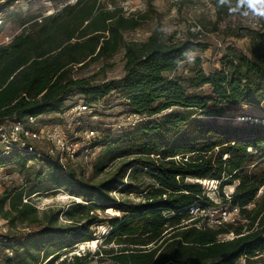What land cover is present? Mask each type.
Wrapping results in <instances>:
<instances>
[{
    "label": "trees",
    "instance_id": "trees-1",
    "mask_svg": "<svg viewBox=\"0 0 264 264\" xmlns=\"http://www.w3.org/2000/svg\"><path fill=\"white\" fill-rule=\"evenodd\" d=\"M213 3L216 29L233 5ZM156 14L151 3L145 12L125 14L115 0H75L50 14L24 18L20 32L0 45V124L54 111L73 90L93 102L119 88L128 111L142 117L170 110L117 135L101 131L93 143L102 148L93 175L114 166L98 181L51 161L27 164L34 156L21 152L0 157V166L13 159L22 168H44L29 185L0 195V215L11 223L37 221L36 207L24 196L64 189L82 199L45 210L32 235H7L3 246L12 255L4 254L2 264H52L60 250L93 241L101 224L109 229L92 254H74L57 264H85L92 256L111 264H237L240 256L247 264H264V22L257 29L234 26L227 32L248 36L245 52L228 47L210 73L194 58L182 75L177 70L189 53L206 48L197 32L164 34L157 27L145 40L124 39L125 31ZM121 48L124 73L118 82L92 84L74 76L77 67ZM146 176L151 183L145 184ZM201 180L218 182L220 203L238 206V218L217 225L193 218L192 206L218 204ZM226 185H234L229 198L222 192ZM113 192L141 199L133 202ZM108 209L117 213L105 214Z\"/></svg>",
    "mask_w": 264,
    "mask_h": 264
},
{
    "label": "rangeland",
    "instance_id": "rangeland-1",
    "mask_svg": "<svg viewBox=\"0 0 264 264\" xmlns=\"http://www.w3.org/2000/svg\"><path fill=\"white\" fill-rule=\"evenodd\" d=\"M5 0H0V18L2 22V32L10 36H14L20 32L24 18L29 16L49 14L55 12L65 3L70 0H14L13 4L9 7L2 6ZM120 6L123 7L125 14L142 13L148 10V4L151 3L157 14L151 17L149 20L143 22V24L134 29L127 30L123 33L125 40H145L151 33V31L157 27L164 34L175 33L177 35H184L188 30L197 32L198 39L206 43V48L196 49L191 51L188 57L183 61L177 70V74L186 75L190 68L194 66V58H198L200 61V67L206 72L210 73L214 69L220 67L219 60L225 54L228 47L233 48L238 52H245L248 46V36L241 35H229L227 32L237 26L245 27L247 29H257L260 24L264 22V16L256 14L248 5L247 0H229L233 8L229 11V14L224 20L219 22L216 29L212 28V23L216 20L215 4L213 0H115ZM246 32V31H243ZM123 52L121 48L118 52L110 57L102 58L89 65L77 67L74 70V76L85 77L90 80L92 84H101L103 82L115 81L118 82L123 76ZM208 90V87L205 86ZM87 99L85 96L77 90H73L66 96L64 101L55 106L51 111L43 117V122L51 121L56 117L57 110L67 108L74 104H82ZM91 104V115L96 114L94 118L90 117V113L87 112L84 117L87 120L95 122L99 132L105 129H110L115 123H126L127 117L131 115L126 106V100L123 96L121 89H113L104 97L95 100L94 102L88 101ZM57 107V108H56ZM62 108V109H61ZM243 111L249 112L251 108L244 106ZM59 111V110H58ZM166 110L160 114L152 117H140L146 120L160 117L162 114L168 112ZM235 122L237 120H234ZM127 124V123H126ZM129 127H126L128 129ZM124 129V128H123ZM112 132V130H111ZM101 146H96L92 151V157L85 160L80 158L73 163V169L78 171L86 178L98 181L106 177L111 168L114 165L106 167L101 174L94 176L92 171V164L95 161L98 154L101 152ZM91 158V159H90ZM44 170L43 166L35 165L33 168H22L15 160H6L3 165L0 166V195L4 192H11L19 187L27 186L30 182L36 180V172ZM202 181V185L205 187L206 195L212 200L217 202V206H224L220 203L218 195V182L215 181L205 183ZM208 181V180H206ZM144 182L151 183L149 177L144 178ZM143 186V185H142ZM234 185L224 186L222 192L229 194L233 191ZM261 192L259 190L258 194ZM117 198H126L127 200L136 202L141 199V196L131 193L128 195H120L117 192H113ZM72 200H75L74 202ZM23 201H28L36 207L37 221L30 220H16L15 223H11L9 218L6 222L7 235L15 236L16 238H25V236L32 235L37 232L41 226L40 220H43V212L45 210L55 209L59 207L67 208L69 205L75 204L78 201H82L81 198H76L64 189H55L49 191H42L25 197ZM5 209L8 208V204H5ZM115 209H108L105 214H116ZM104 215V214H102ZM205 217V215H203ZM216 217H214L215 219ZM30 219V218H29ZM207 219V218H206ZM202 219L201 223L207 221ZM60 222H65L64 216L59 217ZM108 226L101 224L96 226L95 239L93 241L81 242L73 248H66L59 251V257L57 261L52 264H57L64 258L69 260L74 254H84L89 252L92 254L98 246L102 243V236L107 233ZM231 237V234L224 238ZM89 260L85 264H111L109 260H99L96 256L88 257ZM46 261V260H45Z\"/></svg>",
    "mask_w": 264,
    "mask_h": 264
},
{
    "label": "built area",
    "instance_id": "built-area-1",
    "mask_svg": "<svg viewBox=\"0 0 264 264\" xmlns=\"http://www.w3.org/2000/svg\"><path fill=\"white\" fill-rule=\"evenodd\" d=\"M72 1L75 0H70ZM2 22L3 19L0 18V45L7 44L12 39V36L2 32ZM90 111L91 104L86 100L82 104H74L57 111V116L51 121L43 122V117L47 115L43 113L0 124V157L13 152H21L34 156L33 159L27 160V164L38 162L43 164L51 161L64 171L73 168L72 164L76 163L79 157L89 159L96 148L93 143L99 137V130L94 121L84 117L87 112L90 113L91 118L96 116V114L91 115ZM140 117L136 113H131L127 117V124L115 123L112 126V134L117 135L123 128L135 126ZM237 119L246 120L248 117H237ZM253 120L258 121V118H253ZM260 122L264 124V116L260 117ZM230 193L225 194L227 198L230 197ZM190 213L194 215L193 218L197 216L202 219L207 218L208 220L204 222L208 225H217L238 218L239 207L232 205H224L220 208L192 206ZM7 220L0 217V264H2L4 254L12 255V249L3 246L8 242L5 228ZM236 263L247 264L246 257L240 256Z\"/></svg>",
    "mask_w": 264,
    "mask_h": 264
},
{
    "label": "clouds",
    "instance_id": "clouds-1",
    "mask_svg": "<svg viewBox=\"0 0 264 264\" xmlns=\"http://www.w3.org/2000/svg\"><path fill=\"white\" fill-rule=\"evenodd\" d=\"M223 4L225 0H220ZM249 7L258 15L264 16V0H247Z\"/></svg>",
    "mask_w": 264,
    "mask_h": 264
},
{
    "label": "bare ground",
    "instance_id": "bare-ground-1",
    "mask_svg": "<svg viewBox=\"0 0 264 264\" xmlns=\"http://www.w3.org/2000/svg\"><path fill=\"white\" fill-rule=\"evenodd\" d=\"M205 181V183H209V182H212V183H214L215 182V180H208V181H206V180H204Z\"/></svg>",
    "mask_w": 264,
    "mask_h": 264
},
{
    "label": "water",
    "instance_id": "water-1",
    "mask_svg": "<svg viewBox=\"0 0 264 264\" xmlns=\"http://www.w3.org/2000/svg\"><path fill=\"white\" fill-rule=\"evenodd\" d=\"M198 181V180H197ZM200 182V181H199ZM234 189V188H233Z\"/></svg>",
    "mask_w": 264,
    "mask_h": 264
}]
</instances>
